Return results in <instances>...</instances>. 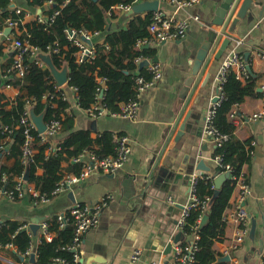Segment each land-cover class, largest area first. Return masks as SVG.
Wrapping results in <instances>:
<instances>
[{
  "label": "crops",
  "instance_id": "obj_1",
  "mask_svg": "<svg viewBox=\"0 0 264 264\" xmlns=\"http://www.w3.org/2000/svg\"><path fill=\"white\" fill-rule=\"evenodd\" d=\"M10 2L14 5L13 8L24 13L21 23L24 29L38 18L45 19L44 13L51 4L49 2L42 7H34L30 6L28 0ZM218 5V0H200V3L191 8L177 9L170 0H161L160 12L164 16L177 19L197 16L200 22L192 20L186 36L181 39L168 41L160 46L144 42V48L149 45L157 49L156 57L162 68V78L156 86L139 97L140 108L135 120L108 116L92 119L86 111L79 108L76 91L66 87L67 85L62 87L71 104L67 112L76 116L75 128L91 130L93 138L101 132L124 134L131 141L132 151L125 166L116 173L93 172L47 204L33 205L27 198L18 201L0 199V219L25 223L28 227L24 230L32 233V253L29 256L32 257L33 254L36 258L41 239V229L36 235L31 229L33 220H49L69 212L77 203L94 204L104 196L111 195L99 225L84 238L81 263L88 264L91 260L92 263L90 261L89 264H172V254L167 255L165 251L175 233L182 208L189 201L192 179L195 176H213L217 170L213 161L216 145L204 134L203 128L206 113L217 96V76L221 64L231 51H235L241 56L249 55L252 72L258 78V87L262 89L263 96L247 97L235 108L236 116L231 117L236 125V137L241 141L250 140L253 145L251 161L244 166V173L252 190L245 204L249 213L248 236L236 245L238 227L233 221H229L225 238L215 243V250L222 256L232 255L229 264L261 263L264 255V0L257 1L252 9L253 17L242 20L233 33L229 29L236 18V14L234 15L227 29L232 43L225 55L219 61L213 57L189 103L186 104L187 98L181 103L183 89L192 72L195 57L206 41L208 31L221 30L212 24ZM113 13L114 16L108 19L106 32L126 29L133 16H137L129 15V10L122 5L115 6ZM147 14L140 15L144 17ZM21 32L20 27H16L10 35H20ZM104 36V33L94 36L92 45L102 43ZM13 52L5 34L1 35L0 72ZM34 60L38 59L34 57ZM145 68L148 69V66ZM208 75L210 79L206 87L202 88ZM3 94L7 101H14L18 90L5 87ZM185 104L186 112L178 123ZM189 113L191 117L186 123V130L176 142L175 139ZM261 114V117H255ZM177 123L175 134L159 166L169 168L170 172L176 171L175 175L170 181L166 179L148 187L151 161L157 158L156 151L163 149ZM1 160L2 157L0 163ZM200 162L208 170H198ZM71 192L74 194L72 198L69 195ZM169 196L176 200V205L168 202ZM236 196L235 191L226 215L234 210ZM12 249L15 252L14 247ZM135 250H141L142 254L140 260L133 263L131 256ZM2 255L11 262L24 264V256L23 262H16L12 255Z\"/></svg>",
  "mask_w": 264,
  "mask_h": 264
},
{
  "label": "trees",
  "instance_id": "obj_2",
  "mask_svg": "<svg viewBox=\"0 0 264 264\" xmlns=\"http://www.w3.org/2000/svg\"><path fill=\"white\" fill-rule=\"evenodd\" d=\"M144 0H28L30 6L42 7L51 2L45 19H37L24 29L21 26L24 13L17 14L10 0H0V36L7 27V20L11 18L19 22L20 35L17 39L26 40L30 46L41 53H51L54 64L62 68L68 64L70 74L66 87L76 88L77 104L81 110H89L100 100L110 112H120L122 105L138 100V85L136 78L144 76L151 78V73L145 67L139 69L142 60H150L157 56V49L149 46L144 48V42L149 41L148 27L151 24L153 13L133 16L126 29L118 32H106L108 13L118 5L133 6ZM58 13L57 15H55ZM69 31L81 34L83 31L95 35L104 33L102 43L94 46V57L78 60L80 47L68 37ZM148 43V42H146ZM58 48V52L54 49ZM246 60V56L242 55ZM251 64L250 57L247 60ZM28 74L23 78H14L10 69L13 66V56L2 66L0 76V194L2 190H13L17 180L24 177L29 167L30 180L36 189L49 197L57 189L60 182L69 174L78 176L83 169V163H76L74 159L86 153L96 154L99 158H106L116 154L115 134L101 132L92 137L91 130L75 128V114H70V102L65 96L63 88L57 87L50 71L34 57H26ZM251 66V65H250ZM8 75L12 79H5ZM99 79H105V89ZM5 87H14L18 95L14 101H7L3 94ZM258 78L248 73V77L241 79L236 71L232 70L227 76L222 95L223 100L217 108L213 124L221 133L228 136V140L220 147H216L214 156H221L223 163L231 167L232 177L243 175L244 166L251 161L253 154L252 141H241L236 135V125L231 118L232 111L241 105L247 97H262L258 92ZM104 91L103 99L99 96ZM99 98V99H98ZM31 103V106H29ZM29 107H34L36 114L45 111L46 123L52 120L61 122L60 134L41 142L37 131H32L34 137V153L27 163L22 159V148L25 143L24 128L19 126L20 120ZM30 109V108H29ZM28 109V110H29ZM52 144L58 145L60 150H49ZM223 169L217 167L215 175H220ZM213 175V176H215ZM209 176V175H205ZM7 182H3V178ZM214 182L208 178H198L196 191L200 201L208 202L213 199ZM236 180L227 179L220 190L219 196L213 205L205 211L200 206L190 210L187 223L184 227L181 245L189 246L195 235L198 250L194 264H229L217 262L222 254L215 250V243L225 238L227 223L224 221L231 206V199L235 192ZM209 200V201H208ZM70 220L64 228H60L57 216L47 220L49 230L55 234L51 242L43 236L37 249L34 260L27 252L32 246V233L24 230L25 223L14 220L0 219V256L2 253L12 255L16 262L25 257L24 264H58L56 259L63 258L68 262L74 260L75 252L71 250L75 236V227L70 212H66ZM209 222L200 227L199 221L204 216ZM12 245V248L9 247ZM8 259V258H6ZM0 264H7L0 260ZM264 264V255L262 258Z\"/></svg>",
  "mask_w": 264,
  "mask_h": 264
},
{
  "label": "built area",
  "instance_id": "obj_3",
  "mask_svg": "<svg viewBox=\"0 0 264 264\" xmlns=\"http://www.w3.org/2000/svg\"><path fill=\"white\" fill-rule=\"evenodd\" d=\"M172 5H174L177 9H187L191 8L194 5L200 3V0H170ZM125 9L130 10L131 7L123 6ZM17 14H21L20 10H16ZM56 13L55 15H57ZM108 16H112V12L108 13ZM194 20L200 22L199 17L191 16L185 19H177L174 17H166L160 11L154 12L151 24L148 27V32L150 34L149 43L154 46H160L163 43L168 41H173L177 39H181L186 36L190 22ZM7 27L16 28L19 26V22L12 20L9 18L7 20ZM4 32L1 34L3 35ZM99 34V33H98ZM98 34H91L90 32L83 31L81 34H77L76 31H69L68 37L70 40H74L75 44L80 47V52L78 60L81 62L83 59L94 57L95 49L94 46L88 44L86 41L82 39L85 37L87 40H91L92 38ZM6 41L12 45L13 48V66L10 69L12 76L14 78H23L28 74V66L26 65V57L31 55L36 57L38 50L30 46L29 42L26 40H20L15 37V35L5 36ZM58 48L54 49V52H58ZM37 59V58H36ZM38 62L43 65L40 60ZM250 64L247 60H244L241 55L237 52H230L228 57L222 62L218 76H217V102H213V104L208 109L205 116V123L203 132L204 134L216 145V147L222 146L224 142L228 140V136L221 133L217 128H215L213 121L214 116L216 115L217 108L223 100L222 90L224 84L227 80V76L230 71L234 70L238 73L239 78L244 79L248 77V66ZM148 70L151 73V78L146 79L144 76H138L136 78V83L138 85V100L126 103L122 105V110L120 112H110L107 107L98 100L89 110H86L87 115L92 119H98L103 117H119V118H127L131 120H135L138 116L140 102L139 97L146 92L148 89L153 88L162 78V68L161 65L157 63H152L148 66ZM5 79H12L8 75L4 76ZM99 82L102 83L103 88L105 89V79H99ZM76 91V88H73ZM104 92V91H103ZM104 97V95H103ZM99 96L100 99H103ZM98 98V99H99ZM31 106V103L30 105ZM31 109V107H29ZM28 108V109H29ZM26 110L23 114L20 125L24 128L25 134V143L22 148V159L24 163H27L34 153L33 150V142L34 137L32 135V131H37L34 122L30 116V109ZM237 112L236 109L232 111L231 117L234 118ZM261 115L255 116L256 118L261 117ZM61 131V122L58 120H52L49 124L47 123V130L44 134H39L41 136V142H47L53 137L60 134ZM116 140V154L114 156H109L106 158H99L96 154L86 153L74 159L76 163H83L82 172L78 176H67L65 177L57 189L53 192L52 196L49 197L47 195H43L37 189L35 184L26 182L24 177H21L17 180V183L13 190H2L0 194V199L5 198L9 201H18L23 199H29L33 205H42L49 203L52 199L56 198L60 194L68 191V189L79 183L81 180L89 177L91 173L99 171L104 174H114L118 170L122 169L128 157L132 151L131 149V141L126 135H117L115 134ZM60 150V147L56 144H52V148L49 150ZM213 161L217 167L223 169V172L219 174H230V178L236 180V188L235 191L237 193L234 210L226 215L224 221L228 223L229 221H233L237 227V238L236 245L242 243L244 239L248 236V222H249V213L246 209V201L248 197L252 194L251 187L248 183L245 182L243 175L237 177H232L231 167L228 164L223 163V158L221 156H214ZM218 176V175H217ZM208 178L214 179L216 176H195L192 179L191 184V194L188 203L182 208L181 215L177 221L175 227V233L172 237L171 244H173L172 248V264H194L195 263V254L198 250L197 241L199 240V236L195 235L194 239L190 242L189 246L183 247L181 245V240L177 243H174L175 237L177 234H180L183 237L184 227L187 223V217L189 216L190 210L194 207L200 206L203 211H205L208 207V202H201L196 191V184L198 178ZM3 182H7V178H3ZM215 189V185L213 186ZM235 193V192H234ZM111 199V195H106L97 201L94 204H82L77 203L74 207L69 211L71 220H73V224L75 227V236L73 245L71 250L75 252L74 260L72 262H68L63 258L56 259V263L58 264H82L81 263V248L86 234L96 228L99 225L100 217L102 212L107 208ZM209 201V200H208ZM168 202L171 205H176V200L169 196ZM67 213H62L57 216L59 227L62 229L66 226V223L70 220L66 216ZM199 221V224H201ZM27 225H24V228H27ZM41 236H43L48 242H51L55 237V234L49 230V223L47 220H44L40 223ZM10 248H13L12 245H9ZM31 250L27 252L28 255H31ZM141 250H135L131 256V261L136 263L140 260ZM0 260L4 261L7 264H17L9 261L8 259L0 256ZM262 264V261L261 263Z\"/></svg>",
  "mask_w": 264,
  "mask_h": 264
},
{
  "label": "water",
  "instance_id": "obj_4",
  "mask_svg": "<svg viewBox=\"0 0 264 264\" xmlns=\"http://www.w3.org/2000/svg\"><path fill=\"white\" fill-rule=\"evenodd\" d=\"M258 0H218L219 5L216 7L214 11V19L212 24L216 27H220L221 30L215 31V30H209L207 39L204 42V44L201 46V48L198 50L197 55L195 57V62L194 66L192 69V72L190 73V76L188 80L186 81V86L183 89V94H182V102L183 103L186 98V104L189 103V100L192 96V94L195 92L197 89L198 85L200 84L202 77L204 76V73L211 62V60L214 59L219 61L223 58L225 55L228 47L232 43L231 36L230 34L227 33V29L232 21V18L236 14V18L233 20L232 26L230 27L229 31L230 32H236L238 25L242 20L245 19H250L253 17V6L257 3ZM160 4L161 0H144L141 2H138L137 4H134L131 9L129 10V15H140L143 13H154L160 11ZM14 7V5H11ZM12 32V28L7 27L4 31L5 36H9L10 33ZM84 41H86L88 44H92L91 40H87L85 37H82ZM149 45H146L145 48H148ZM36 58L40 60L46 68L50 71L55 84L57 87L62 88L63 86L67 85L69 82V74L70 70L68 67V64L65 63L62 68H58L53 61L51 53H38ZM249 59V55L246 56V60ZM158 58L155 57L151 60H144L140 63L139 69L141 70L142 68L149 66L152 63H157ZM248 71L250 74H253L251 66H248ZM210 79V76H207L206 81L204 82L202 88H205L208 80ZM2 84V80L0 78V87ZM262 89H258V92H261ZM188 93H190L188 95ZM104 95V92L102 91L100 94V97L102 98ZM217 98L213 100V102H217ZM186 104L183 106V109L180 112L179 121L183 118L185 112H186ZM30 116L32 121L35 124L36 130L39 134H44L45 131L47 130V123L45 120V111L42 112L41 114H36L34 107L30 109ZM191 117V113H189L186 116L184 124H182L180 132L178 133L175 141L177 142L180 137L183 136L185 130H186V123L188 119ZM175 125L174 128H172L169 137L167 138L163 149L160 151H156V154L158 155L157 158H153L151 161L152 164V169L150 174L148 175L147 179V186L155 185L157 182L168 180L170 181L171 177L175 175V172H170L166 167H159L161 160L167 150V147L170 144L171 139L173 138V135L175 134V131L177 129V125ZM1 159V155H0ZM198 170H208L206 168V165L203 162H200L197 166ZM216 176V175H215ZM230 178V174H220L216 176L214 179V185H215V194L212 200L209 201L208 207L210 208L216 198L220 194V190L222 188L223 183ZM24 180L26 182H29L30 180V172H29V167L27 169V172L24 176ZM70 197L72 198L74 194L71 192ZM43 219V218H41ZM41 220H33L31 224V229L33 233L36 235L38 230L40 229V222ZM209 222V217L206 215L203 217L200 227H204L207 223ZM182 239L180 234H177L174 240V243L179 242ZM173 244H169L166 248L165 254H170L172 252ZM35 255L32 254L31 259L34 260ZM20 260L23 262L24 257H21ZM232 260V255H225V256H219L217 258V262H224V263H230ZM91 260L88 261V264ZM96 262V260L94 261ZM92 263V261H91Z\"/></svg>",
  "mask_w": 264,
  "mask_h": 264
}]
</instances>
